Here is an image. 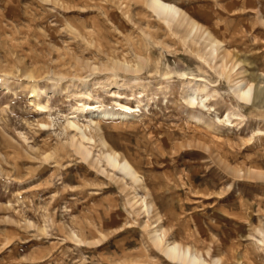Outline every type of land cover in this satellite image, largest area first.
<instances>
[{
  "label": "rangeland",
  "instance_id": "1",
  "mask_svg": "<svg viewBox=\"0 0 264 264\" xmlns=\"http://www.w3.org/2000/svg\"><path fill=\"white\" fill-rule=\"evenodd\" d=\"M166 1L218 53L148 0H0V264H186L156 230L209 264H264V104L235 95L241 80L264 90V0ZM193 79L207 109L187 101ZM97 100L139 112L94 124ZM103 141L139 180L109 167Z\"/></svg>",
  "mask_w": 264,
  "mask_h": 264
},
{
  "label": "bare ground",
  "instance_id": "2",
  "mask_svg": "<svg viewBox=\"0 0 264 264\" xmlns=\"http://www.w3.org/2000/svg\"><path fill=\"white\" fill-rule=\"evenodd\" d=\"M151 4L152 11L155 12L158 16H160L162 19L166 21L170 26L179 25L180 27H190L192 34L193 31L196 35H199L201 31L199 30V26L191 22V19L188 18L187 14L176 4L169 3L166 0H148ZM164 21V22H165ZM204 35V41L212 42L213 44V51L214 53H218V42L214 40V37L210 33H201ZM118 63V62H117ZM115 63V65L117 64ZM118 65V64H117ZM124 70L130 71L131 73L137 74L140 72V69L130 66L128 63L120 64ZM117 67H114L115 72L117 71ZM117 73V72H116ZM117 75V74H115ZM113 79V78H112ZM237 86L235 89V95L238 100L242 104H250L254 103L256 99H259L264 104V90L260 88V90L256 89V86L253 83L247 82L245 80H241L237 82ZM112 87L117 90H124L128 89L129 86H127L125 83L120 84L118 81H115L110 83L109 87ZM187 91H188V97L187 101L191 106L194 107L195 104H202L203 108L207 109L206 102L209 98L208 92V86L203 84V81L198 80H191L186 83ZM34 92V97H37L36 90ZM112 94L114 93L113 90L111 91ZM80 94V93H79ZM81 97H86L87 99L91 98V89L87 88L84 92L81 93ZM198 97H201L200 101H198ZM115 103L118 104L119 109L118 110H104L99 109L100 107H104V104L97 100L95 102L96 106L89 108L88 111V120H90L92 123H98L101 120H119L121 122H128L131 120H134L135 116L134 113L139 112L137 109L130 107L127 104H123L120 101H116ZM39 107L43 110L48 109V107L45 105L38 104ZM85 110L76 109L74 110L69 118L67 119L70 123V128L73 131V140H79V146L78 149H81L86 153V158L89 156H92L91 148L93 144L95 143V140L90 137L83 126L78 124L75 120L78 119L79 115H84ZM202 114V113H201ZM198 120V121H197ZM197 122H202L203 120L201 118L196 119ZM75 143V142H74ZM103 146L106 150H104L102 155H104L107 164L112 169H119L123 173H125L127 176L131 177L134 180L138 179V171L135 169L133 164L130 162V160H127L126 158H123L120 153L109 150L107 148V143L103 141ZM77 149V150H78ZM76 150V151H77ZM79 151V150H78ZM81 152V151H80ZM155 234V243L157 245H164V251L166 252L167 256L172 259L175 262L180 263H186V264H209L205 258L202 255H197L192 250H190L189 247H184L183 245L178 244V242H168L163 239L162 234L159 233L158 230L154 232ZM263 239L260 240V244L262 247H264V232L262 233ZM165 238V237H164ZM162 247V246H161ZM215 264H221V260L217 259L215 261Z\"/></svg>",
  "mask_w": 264,
  "mask_h": 264
}]
</instances>
